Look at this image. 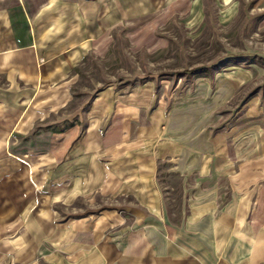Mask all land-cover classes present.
Masks as SVG:
<instances>
[{"label": "crops", "instance_id": "1", "mask_svg": "<svg viewBox=\"0 0 264 264\" xmlns=\"http://www.w3.org/2000/svg\"><path fill=\"white\" fill-rule=\"evenodd\" d=\"M179 3L0 0V264H264V125L241 128L235 145L231 139L221 173L208 164L215 152H185L184 139L160 146L152 123L139 126L143 148L136 132L101 137L97 128L112 113L115 121L136 108L121 111L109 89L66 110L70 69L86 53L116 27L133 35L159 25ZM34 128L43 131L28 136ZM25 137L43 148L31 160L6 147ZM164 142L174 148L161 154ZM105 152L112 157L102 160ZM165 156L180 174L214 177L212 188H201L211 198L175 222L153 181L155 160ZM93 193L111 205L82 212L73 204ZM62 203L71 209L65 216L55 209Z\"/></svg>", "mask_w": 264, "mask_h": 264}, {"label": "rangeland", "instance_id": "2", "mask_svg": "<svg viewBox=\"0 0 264 264\" xmlns=\"http://www.w3.org/2000/svg\"><path fill=\"white\" fill-rule=\"evenodd\" d=\"M173 1L180 2V9L170 12L159 25L149 30L138 29L133 35L124 26L116 27L104 46L90 50L70 69L72 98L66 110L79 109L81 103L90 105L99 91L109 89L114 97H119L121 111H128L134 103L136 108L126 114L127 118L116 114L115 121L112 113L105 119L109 123L97 128L101 137L127 140L136 132L137 147L143 148L145 130L142 132L139 126L152 123L157 127L153 139L161 141L160 146L162 141L184 139L185 152H215L216 160H209L208 164L222 173L224 153L227 145L231 146V139L235 145L241 128L249 131L264 125V0ZM230 57H258L263 61L255 64L239 60L232 65L225 62ZM216 64L218 71H206L212 76L210 79L207 73L194 72ZM139 114L144 116L140 118L142 122ZM42 131L30 129L32 135L28 136ZM31 139L21 138L19 143L12 139L6 147L31 160L43 149ZM156 143L150 146L152 153L157 152ZM167 145L173 147L164 142L161 154L168 151H164ZM160 151L156 154L160 155ZM111 153L105 152L102 160L112 157ZM174 165L172 158H156L153 181L164 210L175 222L182 214L187 216L192 210H200L197 206L211 198L212 192L206 190L212 188L214 177L198 180L197 175L193 176L196 171L180 174ZM111 200L105 202L101 194L93 193L87 200L74 198L73 204L79 206V211L93 212L111 205ZM55 209L61 216L71 210L65 209L63 203Z\"/></svg>", "mask_w": 264, "mask_h": 264}, {"label": "trees", "instance_id": "3", "mask_svg": "<svg viewBox=\"0 0 264 264\" xmlns=\"http://www.w3.org/2000/svg\"><path fill=\"white\" fill-rule=\"evenodd\" d=\"M239 60H245V63H255V64H260V62L263 61V59L258 58V57H256V58H253V57H250L249 58L248 57V58H244V59H238L237 57H230V58L226 59L225 62H231L232 65L233 64L235 65ZM217 66H218V64L213 65L210 68H206V67L197 68V69L194 70V72H196L197 75H199V74H204L205 75L207 73L208 74L207 76L210 79L211 78V75H210V73H208L206 71H209L211 69L214 70V71H218V67Z\"/></svg>", "mask_w": 264, "mask_h": 264}]
</instances>
